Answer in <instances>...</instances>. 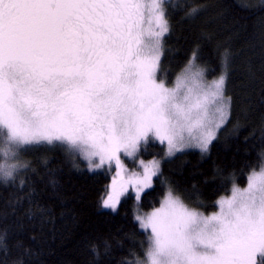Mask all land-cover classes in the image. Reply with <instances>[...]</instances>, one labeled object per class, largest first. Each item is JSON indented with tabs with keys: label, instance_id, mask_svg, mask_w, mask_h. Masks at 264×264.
I'll return each instance as SVG.
<instances>
[{
	"label": "snow or ice",
	"instance_id": "snow-or-ice-1",
	"mask_svg": "<svg viewBox=\"0 0 264 264\" xmlns=\"http://www.w3.org/2000/svg\"><path fill=\"white\" fill-rule=\"evenodd\" d=\"M164 0H0V158H15L22 145L60 141L100 168L120 154L134 157L150 136L168 152L189 138L206 150L224 122L225 76L203 82L192 65L174 88L158 81L162 37L169 31ZM217 103L215 119L207 105ZM200 135L193 137V129ZM94 158H98L97 163ZM127 178L117 172L103 204L113 210L132 185L151 186L156 161ZM24 164H0L5 180ZM204 216L172 191L159 208L137 216L152 237L138 264H256L264 257V171L245 190L233 188ZM264 264V262H262Z\"/></svg>",
	"mask_w": 264,
	"mask_h": 264
},
{
	"label": "trees",
	"instance_id": "trees-1",
	"mask_svg": "<svg viewBox=\"0 0 264 264\" xmlns=\"http://www.w3.org/2000/svg\"><path fill=\"white\" fill-rule=\"evenodd\" d=\"M163 7L166 79L195 59L208 79L226 76L230 113L207 152L189 149L165 158L159 142L141 147L145 161L162 162L139 210L158 208L171 190L187 205L213 212L220 197L264 166V0H164ZM14 160L26 167L7 180L0 175V264L146 260L151 236L136 219L135 196L127 194L116 211L104 207L108 173L89 171L60 144L28 145Z\"/></svg>",
	"mask_w": 264,
	"mask_h": 264
},
{
	"label": "rangeland",
	"instance_id": "rangeland-1",
	"mask_svg": "<svg viewBox=\"0 0 264 264\" xmlns=\"http://www.w3.org/2000/svg\"><path fill=\"white\" fill-rule=\"evenodd\" d=\"M142 3L150 4V3H151V0H142ZM166 21H167V20H166ZM165 34H166V33H165ZM165 34H164V36H165ZM164 36L162 37V46H163V38H164ZM162 49H163V48L161 47V55H160V59H159V62H158L157 68H156V77H157V80H158V81H163L167 87H169V88H174V87L176 86V84H177V78L182 76V74L184 73V70L190 66V62H191L192 65H194V66H196V67H198V68H200V69L203 70V82H204L206 85H207V84H211L213 81H216V80H218V79L220 78V77H218V78H215V79H208L207 76H206V72H205V69L203 68V66H200V65L196 62L195 59H191V60L189 61V63L186 64L185 67H183V69H182L181 71H179V72H178L173 78H171V80H167V79H166V74H165L164 71L161 70V66H160V62H161V58H162ZM224 76H225V75H224ZM225 85H226V76H225V83H224V88H223V95H224L225 100H226L227 103H228V107H227V113H228V115H227L226 119L224 120V122H223L222 124H220V126H219L218 128H215V129H214V138L210 141V143L208 144L206 150H202L200 147H198V146H197V140L194 139V138H189L188 133L185 132L184 135H185L186 139L188 140V143L186 144V146L182 147L180 150H178V151H174V152H172V153H169V152H168V146H167V142H166V141L162 143L158 138H156V137H154V136H150V138H149L146 142L141 141V144H140V146H139V148H138V151H137V153L135 154L134 157H128V156L124 155L123 153L120 154L121 168H119V169H118L117 166H116V162H115V160L111 161L110 163L106 161L105 164L102 165L100 168H93V167H90V166H89V162H88V160L85 159V158L79 153L78 150H75V149L71 148L69 145H67L66 143H62V142H60V141H54V142H52L51 144L48 143V142H40V143H33V144L22 145V146H20V147L17 149V151H16V153H15V160H14V162L16 161V158H22V156H23V152H24V148H25L26 146H28V145H34V144H48V145H55V144H60V145H62V146H65V147H66V148H67V149H68L73 155L75 154L76 156L80 157V158L86 163V165H87V169H88L89 171H91V172H106V173H108L109 176H110V178H111L110 185H109V187H110V191H111V184H112V181H113L114 179H119V176L117 175V172H118V171L120 172V175H122L124 178H127V177H128L129 175H131L132 173H142V172H143V165L141 164V161H143L144 164H148V163L153 162V161L158 162V163H159V170H158V172H157V174H158L159 171H160V169H161V162H162V160H161V159H150V160H148V161H145V160L142 158V156H141V152H140V151H141V147H142L143 145H145L150 139L153 140V141L159 142L160 144H163V145L165 146V148H166V155H165V158H171V157L175 156L176 154L181 153V152L186 151V150H189V149H197V150H200V151L207 152L209 145H210V144H211V143L217 138L218 133H219V130H220L221 127L226 123V121H227V119H228V117H229V113H230V98H229V97L227 96V94H226V91H225ZM217 106H218V105H217L216 102L209 103V104L207 105V109H208V118H209V119H215V115H214V114H215V109H216ZM192 135H193V137H198V136L200 135V131H199L198 129H195V128H194V129H193V134H192ZM5 136H6V130L3 129V128H0V141H2V140L5 138ZM13 159H14V158H11V157H8V158H0V164H5V163H7V164H12L11 162H12ZM94 159L96 160L97 163L99 162L98 158H94ZM14 162H13V163H14ZM262 171H264V166H261L258 170L252 172V173L250 174V176H252L253 173H257V174H259V173H261ZM157 174H156L155 176L152 177V180H151V186L148 187V188H144L142 191H140V193H139V199H137V190H136V188L133 187L132 185H128V186H127V190H126V191L120 196V198H119V203L116 205V208H115L114 210H113L112 208H110V207H105V206H104V207L107 208V209H109V210L116 211L117 208H118V206H119V204H120V202H121V200H122L127 194L132 193V194L135 196V198H136V205H135V211H136L135 215H136V217H137V216L144 217V216H146L147 214H150L153 210H152V211H149V212H146V213H140V210H139V201H140V198H141V196L143 195V193H144L146 190H148L149 188L152 187V185H153V181H154V178L157 176ZM1 176H2V175H1ZM250 176H249V177H250ZM248 184H249V181H248V183H247L245 186H237V185H234L233 188L235 187V188H238V189H240V190H245V189L248 187ZM233 188H232V190H233ZM232 190L230 191V193H228V194H226V195L220 197L219 200H218V202L221 200V198H224V199L230 198V197L232 196ZM173 195H174V194H173ZM165 196H166V195H165ZM174 196H175V195H174ZM176 197H177V196H176ZM164 198H165V197H164ZM164 198H163V199H164ZM179 199H180V198H179ZM162 201H163V200H162ZM180 201H181V202H182L187 208H189V209H194V210H196L198 213H202L204 216H211L212 214H214V213H218V212L220 211V205H219V203H217V205H218L217 210H215V211H213V212H205V211H201V210H199V209H197V208H193V207L187 205V204L184 203L181 199H180ZM159 207H160V206H159ZM159 207H158V208H159ZM137 221H138V223L140 224V227H141L142 229L146 230V231H149V234H150V236L152 237L151 228H150V227H149V228H144V227L141 226L140 221H139V220H137ZM151 237H150V240H151ZM262 258H264V257H262L259 253H257V254H256V257H255L256 264H257V261L260 260V259H262ZM146 259H147V258H146Z\"/></svg>",
	"mask_w": 264,
	"mask_h": 264
}]
</instances>
